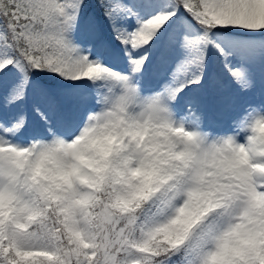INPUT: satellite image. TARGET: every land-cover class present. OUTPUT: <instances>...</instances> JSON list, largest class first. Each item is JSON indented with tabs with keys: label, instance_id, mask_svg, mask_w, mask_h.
Listing matches in <instances>:
<instances>
[{
	"label": "snow or ice",
	"instance_id": "obj_1",
	"mask_svg": "<svg viewBox=\"0 0 264 264\" xmlns=\"http://www.w3.org/2000/svg\"><path fill=\"white\" fill-rule=\"evenodd\" d=\"M0 264H264V0H0Z\"/></svg>",
	"mask_w": 264,
	"mask_h": 264
},
{
	"label": "rangeland",
	"instance_id": "obj_2",
	"mask_svg": "<svg viewBox=\"0 0 264 264\" xmlns=\"http://www.w3.org/2000/svg\"><path fill=\"white\" fill-rule=\"evenodd\" d=\"M217 125L215 124V122H213V127H216Z\"/></svg>",
	"mask_w": 264,
	"mask_h": 264
}]
</instances>
